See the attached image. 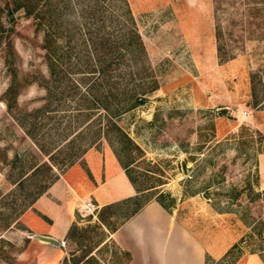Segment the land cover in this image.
Wrapping results in <instances>:
<instances>
[{"label": "rangeland", "instance_id": "obj_1", "mask_svg": "<svg viewBox=\"0 0 264 264\" xmlns=\"http://www.w3.org/2000/svg\"><path fill=\"white\" fill-rule=\"evenodd\" d=\"M6 1L0 0V264L124 262L121 250L105 241L110 231L98 218L101 208L83 217L80 206L76 228L57 244L33 235L20 217L50 182L44 168L31 175L49 155L25 126L54 154L58 177L84 149H110L117 157V132L106 111L79 100L74 85L81 82L84 91L80 78L91 71L80 34L91 47V39L121 44L131 32L143 52L117 58L113 86L143 101L113 122L132 141L121 158L144 189L140 202L161 200L196 231L221 224L238 234L229 255L207 264H241L250 253L264 261V188L257 173L264 152V10L250 27L231 25L227 11L240 5L244 12L236 0H37L30 16L21 8L9 19ZM216 18L221 41L232 50L225 61L217 53ZM47 31L60 47L53 57ZM118 100L104 103L115 107ZM134 207L117 204L104 216L118 224Z\"/></svg>", "mask_w": 264, "mask_h": 264}, {"label": "crops", "instance_id": "obj_2", "mask_svg": "<svg viewBox=\"0 0 264 264\" xmlns=\"http://www.w3.org/2000/svg\"><path fill=\"white\" fill-rule=\"evenodd\" d=\"M81 160L83 163H81ZM258 186L264 188V152L257 157ZM137 194L125 169L110 149L89 148L25 210L20 219L33 235L63 240L75 221V211L86 201L97 209ZM238 234L221 224L201 230L187 226L177 214L156 199L148 200L115 231L112 241L130 254L127 264H207L225 258ZM48 261V260H47ZM241 264H264L250 253Z\"/></svg>", "mask_w": 264, "mask_h": 264}, {"label": "trees", "instance_id": "obj_3", "mask_svg": "<svg viewBox=\"0 0 264 264\" xmlns=\"http://www.w3.org/2000/svg\"><path fill=\"white\" fill-rule=\"evenodd\" d=\"M232 2V1H231ZM234 3V1L232 2ZM241 3L242 6H244V12L239 11L240 5L236 8V10L233 11H227L229 15H231V25L236 26L240 25L242 26V23H247L248 26H254L257 23V18L261 14V11H263V7H260L259 5L262 4L264 5V0H236V4ZM37 0H7L6 1V6H7V12L9 13V19L10 14L14 13L18 9H24L25 14L27 16H30L32 12L35 10V7L37 6ZM125 6H127V2H125ZM129 13V9L127 10ZM216 11V10H215ZM239 11V12H238ZM235 17L237 19H235ZM248 18V19H247ZM221 22L217 20L216 18V27H215V38L217 42V53L219 58H221L222 61L228 60L232 58V50L227 48V45L225 42H222V30H221ZM49 24V25H48ZM47 26L51 27V23H48ZM98 31L97 33H99ZM84 33V32H83ZM48 31L45 34V43H46V48L47 51L49 52L48 56H51L52 52H55V49H58L60 47L58 46H52L55 43L51 38H48ZM85 34V33H84ZM83 34V35H84ZM232 33H230L231 35ZM82 37V42L83 43V48L81 50H84L87 54V63L88 68L91 69V71H85L83 73V77H81V81L85 84L84 86V91L79 90L80 83L76 82L75 88L78 89L79 91V97L81 101H93L94 104H96L97 108H101L102 110L106 111L107 113V121L111 126L116 130L117 135H116V140L113 142L119 147V149L116 151L117 158L119 160V163L121 166L125 169V172L130 179V181L134 184L137 194L129 197L127 199H124L120 202L117 203H112L106 206L101 207V210L98 214V218L100 222L105 225L110 232L115 231L127 218H129L131 215H133L135 212H137L147 201L145 200L144 202H140V198L142 194H144V189L138 187L131 176L130 170H129V162L123 161L121 158V153H127L129 149V145L132 144V141L130 137L115 123L113 122V118L118 117L121 115L123 112L135 107L137 104L141 103L143 101V97H131L127 95V91H124L122 93H118L114 91V86L113 84L115 83L113 81V74L111 72L112 65L117 62V60L125 59V55L128 54H135L134 52H143V44L142 41L137 33H132L128 37L127 36L123 39V42L121 44H118V41H111L109 38L103 39L101 41H96L97 39H91V47L89 46L88 40L83 39V36L80 34ZM85 36V35H84ZM101 49V50H100ZM122 51V53H121ZM116 52H119L118 54ZM116 53V56L114 55ZM118 55V56H117ZM119 58V59H117ZM51 59V58H50ZM49 59V60H50ZM126 60V59H125ZM120 61V60H119ZM49 68H52V62L50 60L49 62ZM92 75H91V74ZM78 85V87H77ZM74 88V89H75ZM75 89V90H76ZM12 91V87H9L7 90L6 94H10ZM122 96L123 94V100H120V95ZM119 104H116L115 107H112V103L106 104L104 102H108V100H114L117 99ZM7 105L10 107V103L7 102ZM25 126L23 123L21 124ZM27 134L35 140V143L39 147L43 153L49 155V162H43L39 165L33 166L31 169V175H35L38 173L42 168L46 169L50 173V182L47 185H44L40 190L37 192V194L24 206V208L29 207L32 205V203L38 198L47 188L48 186L53 183L57 178L58 175L54 172L53 168L54 166L57 168L60 164L55 160L54 154H50V152L40 144L39 140L35 138L33 133L30 131L29 128L25 126ZM89 147V146H87ZM86 151L84 149L80 155L75 156L74 158L70 159L68 163L63 164L64 167L71 166L75 161L76 158H80L83 153ZM61 169V168H60ZM65 168H62V171ZM22 182L19 181L18 184ZM262 194L264 195V189L262 190ZM161 205H163L165 208H168L161 200L156 199ZM133 203L135 204V207L133 210L125 216V218L119 222L118 224L110 225V223L107 221L106 217L104 216V213L114 207L117 204L124 205V204H130ZM76 228V225H71V227L68 230V235L71 234L72 231ZM237 246V244H234L231 249L226 253L225 257L229 255ZM122 254L124 255V262L122 264H127L128 261L130 260V254L128 252L122 251Z\"/></svg>", "mask_w": 264, "mask_h": 264}, {"label": "built area", "instance_id": "obj_4", "mask_svg": "<svg viewBox=\"0 0 264 264\" xmlns=\"http://www.w3.org/2000/svg\"><path fill=\"white\" fill-rule=\"evenodd\" d=\"M97 210L96 206L91 201H86L79 209L81 216L94 215V212Z\"/></svg>", "mask_w": 264, "mask_h": 264}, {"label": "water", "instance_id": "obj_5", "mask_svg": "<svg viewBox=\"0 0 264 264\" xmlns=\"http://www.w3.org/2000/svg\"><path fill=\"white\" fill-rule=\"evenodd\" d=\"M223 110H225V109H223ZM40 238H41V239H43V240L50 241V242H52V243H55V244H57V243H58V241H57V240H55V239H49V238H47V237H43V236H40Z\"/></svg>", "mask_w": 264, "mask_h": 264}]
</instances>
